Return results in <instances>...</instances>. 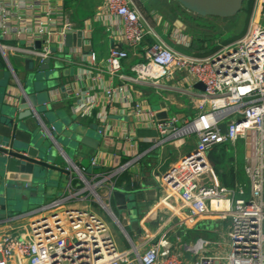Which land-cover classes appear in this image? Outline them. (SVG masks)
Wrapping results in <instances>:
<instances>
[{"label": "built area", "instance_id": "built-area-1", "mask_svg": "<svg viewBox=\"0 0 264 264\" xmlns=\"http://www.w3.org/2000/svg\"><path fill=\"white\" fill-rule=\"evenodd\" d=\"M104 7L121 22L122 36L130 47L137 48L146 36L153 38L130 66L129 76L121 72L128 57L123 48L113 46L105 58L98 59L83 40V32L80 46L75 41L65 45L66 32L75 40L80 29L65 17L62 0H0V53L14 81L20 82L8 53L22 57L24 65L29 60L34 70L47 58L54 65L63 58L71 72L55 101L75 99L70 106L73 112L95 117L101 122L97 132L105 146L124 141L122 152L128 157L120 161L111 150L97 152L87 157L90 168H86L83 157L70 159L59 148L65 160L64 188L35 207L0 217V264H264V0H254L241 37L207 56L173 49L132 0H104ZM24 34L25 44L2 41ZM71 49L79 59L65 55ZM176 73H186L194 84L203 83L204 90L194 93L196 113L184 119L176 115L158 119L148 101L134 98L133 84L154 85ZM117 79L126 82L116 85ZM117 111L132 120L121 135L108 126L109 115ZM138 128L159 133L154 139L145 138L152 146L143 151H137ZM188 142L191 148L158 179L167 190L163 202L168 206L172 199L177 202L172 228L152 230L138 220V230L132 229L127 213L121 222L111 205L118 176L156 146L175 143L181 147ZM237 143L244 148L246 182L227 186L218 181L209 153L216 146ZM95 204L120 227L128 247L121 248ZM207 215L228 220L224 242L199 238L193 247L185 246L194 256L186 259L181 250H175L171 235L179 238L178 228L192 227ZM223 243L225 254L208 253Z\"/></svg>", "mask_w": 264, "mask_h": 264}, {"label": "crops", "instance_id": "crops-1", "mask_svg": "<svg viewBox=\"0 0 264 264\" xmlns=\"http://www.w3.org/2000/svg\"><path fill=\"white\" fill-rule=\"evenodd\" d=\"M132 1L139 9L146 22L157 33L159 38H161L175 50L191 53L196 56H207L214 53L216 50L211 53H205V50L211 49L214 45H219L220 47L224 45L222 43L219 44L218 41H212L213 38L211 37V41L209 43L205 41V49L198 50L199 44L197 45L194 35V28L196 26L193 27L194 22L190 17L191 14L189 11L185 10L176 0ZM62 6L67 20L70 21L75 28L82 30L84 35L83 40L89 43L90 47L96 52L98 59L105 58L109 49L113 46H118L128 51V57L123 61V68L121 71L122 75L124 76H129L131 74L130 66L139 60L141 51L153 40L151 36H146L143 42L137 48L130 47L122 36L121 22L106 12L104 0H62ZM206 17H209L210 20L215 16ZM204 29L205 31L207 30L206 28ZM26 35L27 34L22 36L10 35L2 39V41L4 43H15L17 41L25 44L24 36ZM193 45L197 46V49L193 50ZM68 54L72 58H80V55L72 49L65 55ZM7 56L15 75L20 82L14 81L10 69L3 55L0 53V99H2V102L4 103L6 99L11 101V97L6 96L7 92H9L11 96L18 95L20 93V87L26 85L25 82H22L21 76L26 71H29L25 69L22 57L9 53ZM11 58H14L15 63L21 65L23 68L22 73L17 72L13 61L11 62ZM55 63L56 65L51 64L50 70L56 71V73L52 78L54 79V82L46 88L47 102L44 103V108L46 110L60 109L69 115V117L74 122L81 125L86 130L93 129L94 127L97 131L101 125V122H99L95 117L83 118L79 114L73 112L70 106L75 101V99L70 98L68 101L63 102L55 101L58 95H62V85L71 72L70 65H67L63 58L56 60ZM6 71L9 73L8 78L5 77ZM115 82L116 85H120L122 82L126 81L124 79H117ZM194 85L195 84L192 82V78L186 75V73H176L171 77L161 78L154 85L133 84L134 87L132 89V95L136 99H145V101H148L150 107L155 110L156 114L163 111L168 114V116L169 114H172L176 115L180 119H184L191 117L196 113L193 103L195 100L194 93L197 91V89L194 87ZM161 104H164V107H162ZM131 121L132 120L129 116L121 114L119 111H117L114 112V114L109 115L108 126L111 125L117 134L121 135L124 130H127L126 123L128 124ZM136 134L139 138L137 151H143L152 146V141L146 140L145 138L150 137L154 139L159 136V133L156 130L149 128H138L136 130ZM98 140L99 145L97 148L93 149L88 146H80L78 149L79 151L76 152V155L73 156L72 159L77 160L81 154L87 157L97 152H105L109 154L110 150L113 153L115 152L119 154V157L115 156V159L119 158L120 161H124L128 158L122 152V149L126 147L124 141L115 140V144H113L112 148L111 146L108 148L105 146L106 142L103 138ZM191 146V142H188L185 146L181 147H177L175 143L156 146L117 178L115 186L116 189L124 193H131L134 196L133 205L135 206L134 210L136 211L138 220H141L152 230H155L159 227V229H162V231H166L172 228V226L176 223V216H174V206H176L177 202L172 199L169 206L163 202V198L167 194V190L161 186L158 179L160 175L163 174L180 156H182L184 152L190 149ZM61 158V161L56 159L55 163L58 166L64 168L65 160L63 157ZM83 158L81 160L82 165L84 164ZM241 164H243V160ZM213 168L218 181L224 184V181L217 174L214 164ZM63 175L66 176V174ZM233 176L231 174L228 175V179L232 178ZM58 180L59 178L57 179L51 174L43 188L37 191V197H35L32 203H23L21 205V210L29 208L30 205H37L38 203L46 201L58 190H62L64 187L59 183ZM228 182H230V180H228ZM111 205H114L117 208L113 198ZM202 220L203 219L201 218L197 221L198 228L201 226ZM225 223L226 224L224 226L221 228L218 227V229L215 231V234L218 238L215 241H219L221 243L224 242V234L227 229L228 220H226ZM177 230L179 231L180 228ZM178 235L180 236V234ZM172 237L173 236L171 235V238ZM179 240L180 238H176V242H174L175 250H181L183 252V256H187L186 259H193L194 256L192 253L184 250V248L180 249L177 247V242ZM208 253L225 254L226 246L224 243L220 247L213 246L209 248Z\"/></svg>", "mask_w": 264, "mask_h": 264}, {"label": "water", "instance_id": "water-1", "mask_svg": "<svg viewBox=\"0 0 264 264\" xmlns=\"http://www.w3.org/2000/svg\"><path fill=\"white\" fill-rule=\"evenodd\" d=\"M182 6L200 16H229L236 13L243 0H176ZM73 40L71 32H66L64 37L65 45H81L82 31L75 33ZM38 45V44H37ZM50 58L45 59L39 66L38 71L50 70ZM25 69L32 70L31 62L25 61ZM194 87L202 91L204 85L197 82ZM1 90V87H0ZM22 92L11 97V101L0 99V216L10 215L21 211L23 203H32L37 197V191L42 189L53 171L66 174L64 168L55 163L52 156V149L43 151L40 141L47 138L57 148L58 155L62 157L60 149L70 158L71 156L60 145L56 138V127L50 124L44 111L38 110L37 92L29 90L27 85L22 86ZM1 92V91H0ZM4 97V96H3ZM47 100L42 102L46 103ZM164 107V104H161ZM168 116L161 111L156 114L158 119H165ZM169 116H173L169 114ZM40 127L39 132L35 128ZM71 130V126L67 127ZM221 132L225 131L224 124L219 125ZM75 142L80 146H88L93 149L99 145V140L86 133L75 137ZM53 158H52V157ZM113 199L118 209L127 210L130 218V227L138 230V218L134 210V196L131 193H124L120 190H113ZM128 204L131 208H128ZM3 216V217H4Z\"/></svg>", "mask_w": 264, "mask_h": 264}, {"label": "rangeland", "instance_id": "rangeland-1", "mask_svg": "<svg viewBox=\"0 0 264 264\" xmlns=\"http://www.w3.org/2000/svg\"><path fill=\"white\" fill-rule=\"evenodd\" d=\"M254 5V3H253ZM242 7V6H241ZM240 9L229 16H216L214 18H211L208 22V28H206L207 33H211V37L213 38L212 41H218V43H222V41L227 40L229 38H232L233 36L239 34L241 30L244 27V22H245V13L243 10ZM253 9V6H252ZM251 12L248 15L247 18V25L250 20V15ZM264 24V21H262ZM247 28V27H246ZM95 43V41H94ZM13 61L14 67L17 69L18 73H22V67L20 64L15 63L14 58H11V62ZM56 71L52 70H46V71H38V70H29L23 73L21 76L22 82H25L26 85L29 87V90H32L34 92H37V99L39 102L38 105V110L44 111L45 115L49 121V123L55 125L56 127V138L60 145L65 149V151L71 156L76 155V152L79 151L78 145L75 142V137L80 135L81 133H87L95 138L101 139V135L96 131V129L93 127V129L86 130L84 127L81 125L77 124L74 122L69 115H67L64 111L57 109V110H46L44 106L42 105V102L47 100V92L46 88L50 86L51 83L54 82V79H52L55 75ZM9 73L6 71L5 72V77L8 78ZM71 126V130H69L67 127ZM35 128L37 132H39L40 127L36 125L35 122ZM183 140L187 141V138H183ZM41 146L42 150L45 151L47 148H51L52 151V156L58 160H62L60 155H58L57 148L51 143V141L47 138H43L41 141ZM241 143H237L235 146L231 145H226L224 150H225V157L223 161H221L219 164H217V169L220 173H226L229 169H231L234 173L233 176V185L235 183H245V176L242 172V148ZM51 156V157H52ZM52 157V158H53ZM79 157H84V166L86 168H90L88 165V158L87 156H84L81 154ZM60 160V161H61ZM217 172V170H216ZM52 175H54L57 179L59 178V183L64 187L66 181H67V176L63 175L61 172L53 171ZM232 185V186H233ZM62 187V188H63ZM59 192V190L54 193L53 195H56ZM101 193L103 190L100 191ZM52 197V196H51ZM50 197V198H51ZM45 202V201H43ZM41 202V203H43ZM38 203V204H41ZM37 204V205H38ZM36 204L30 205V209L32 207H35ZM131 208L130 206L127 208ZM94 209L98 211L104 219L107 221L110 230L114 237L116 238L118 244L121 246V248H126L128 247V243L124 241V237L122 235L120 227L115 224L108 215H106L104 212H102L98 204L94 205ZM113 212L115 215L120 219L121 222H124L122 215L127 213V210H120L116 208L114 205L112 206ZM26 210V209H25ZM22 211V210H21ZM133 213L136 214V211L133 210ZM128 214V213H127ZM4 216V215H3ZM2 215L0 217H3ZM202 224L198 228V224L196 223L192 227H184L182 226L179 230L180 234V240L177 242V247L184 248L185 246H194V243L197 241L199 238L206 239L208 241H215L217 240V236L215 234V231L218 229V227L224 226L226 223V219H218L215 218L212 215H207L202 218ZM153 228V227H152ZM151 229V228H149ZM134 238V236H133ZM182 238V239H181ZM225 239V237H224ZM171 241L176 242V236H173L171 238ZM187 256L185 255V258Z\"/></svg>", "mask_w": 264, "mask_h": 264}, {"label": "trees", "instance_id": "trees-1", "mask_svg": "<svg viewBox=\"0 0 264 264\" xmlns=\"http://www.w3.org/2000/svg\"><path fill=\"white\" fill-rule=\"evenodd\" d=\"M254 0H243L242 4H241V10H243L245 13V22H244V27L241 30V32L235 36H233L232 38H229L227 40L222 41V44H227L230 43L234 40H236L237 38L241 37L245 31H246V27H247V18L249 13L251 12L252 6H253ZM190 17L193 19V27L194 28V35H195V39L197 41V45L199 44V49H205V41L206 42H210L211 40V33H207L205 31L204 28H208V20L209 17L206 16H200L194 12H190ZM211 18V17H210ZM198 21V22H197ZM192 27V28H193ZM210 37V38H209ZM220 46L219 45H214L211 49L205 50V53H211L215 50H217ZM197 49V46L193 45V50ZM223 146V147H222ZM225 145H221V146H216L213 148V150L210 152V160L212 161V163L215 165V169L217 170V174L219 175V177L224 181V184L226 185H233V177L228 179V175H232L233 176V171L231 169H229L226 173H220L217 169V164H219L221 161H223L224 157H225ZM228 180H230V182H228Z\"/></svg>", "mask_w": 264, "mask_h": 264}]
</instances>
